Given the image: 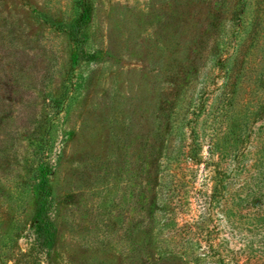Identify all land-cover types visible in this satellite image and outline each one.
<instances>
[{
    "label": "rangeland",
    "instance_id": "374dc122",
    "mask_svg": "<svg viewBox=\"0 0 264 264\" xmlns=\"http://www.w3.org/2000/svg\"><path fill=\"white\" fill-rule=\"evenodd\" d=\"M241 1L0 0V264H197L215 251L204 239L242 262L264 247V0Z\"/></svg>",
    "mask_w": 264,
    "mask_h": 264
},
{
    "label": "trees",
    "instance_id": "16d2710c",
    "mask_svg": "<svg viewBox=\"0 0 264 264\" xmlns=\"http://www.w3.org/2000/svg\"><path fill=\"white\" fill-rule=\"evenodd\" d=\"M83 2V0H80V2ZM85 1V0H84ZM238 3L240 5H244L245 3H243V1L238 0ZM241 11L239 10L235 15L236 17L238 16L239 18H241ZM90 15V6L86 5L84 3L81 4V10L80 12H78L77 17H76V21H80V26H71V27H66L64 32H69L70 34H72L73 36H80V35H84L85 34V27H86V22L89 18ZM82 46L77 45L75 52H80L82 53ZM77 57L74 58V62L73 63H77ZM49 140L48 139H44V141L38 143V151H37V156L39 157V161L37 164V167L35 169V190L37 192V198H38V212H37V235L41 238L43 237V234H45V226L47 224V204H48V199H51L52 197V193H51V168H50V163L49 161H47V156L46 153L49 150ZM218 173V177H216L218 180H216L217 182L214 184L213 186V193H212V197L213 198H222L224 197V188H225V183L223 182V178H221L222 174L220 171H217ZM221 174V175H220ZM220 175V176H219ZM234 212V211H229ZM260 216L263 218L264 220V213H261ZM259 216V217H260ZM201 227V226H200ZM193 235V234H192ZM191 240L197 245H200V241L202 240L201 237L197 236V235H193L191 237ZM206 241V243L208 244V246L212 249H214V253H211L209 251H204L202 249V246L199 247V251H198V257L196 258V263L197 264H264V247L260 250H256L254 248H250V246H246L247 248H243L241 253L243 252L245 254L246 259L244 261H240L237 257H238V251L236 252V254L234 255V252H232L233 254H229L228 252L224 254V248L226 247L228 248V244L225 243L224 244H220V243H214L212 239L208 240V239H204ZM260 241H262L260 239ZM264 244V243H263ZM215 247V248H214ZM201 250V251H200ZM203 250V251H202ZM232 250V249H231ZM230 249H226V251H231ZM260 253V254H258ZM229 254V255H228ZM201 255L203 256H210L212 257V259H208L206 257H200Z\"/></svg>",
    "mask_w": 264,
    "mask_h": 264
}]
</instances>
